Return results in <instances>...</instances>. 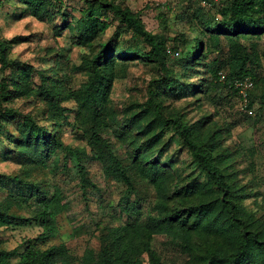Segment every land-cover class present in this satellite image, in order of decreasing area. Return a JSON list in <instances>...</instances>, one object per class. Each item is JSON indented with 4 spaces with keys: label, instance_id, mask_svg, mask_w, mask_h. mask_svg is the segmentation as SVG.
<instances>
[{
    "label": "rangeland",
    "instance_id": "1",
    "mask_svg": "<svg viewBox=\"0 0 264 264\" xmlns=\"http://www.w3.org/2000/svg\"><path fill=\"white\" fill-rule=\"evenodd\" d=\"M4 1L0 6V39L11 41L6 51L9 61L32 67L30 81L33 92L0 101L1 110L17 111L14 118L0 128V174L8 178V182L0 187V208L9 215L34 218L35 198L22 202L20 196L39 188L49 196L58 197L64 210L56 217L57 232L45 241H36L41 232L36 220L23 226L12 223L0 225V249L17 248L21 251L28 241L41 250L63 243L68 247L72 258L76 259L74 264H82L80 259L87 249L92 255L90 263L96 264L103 246L110 245L114 249L121 246L122 249L134 250L132 252L138 254L144 264H152L140 241L120 235L125 225L134 219L136 221V217L142 221L147 216L156 214L158 210L155 207L160 202L165 201L168 209H182L183 201L179 195H172L165 200L160 198L155 186L142 177L136 162L130 158L132 151L128 142L118 137L115 130L131 112L144 109L150 88L161 84L168 77V72L155 63L142 62L138 58L126 61L118 59L107 101L98 106L100 118L106 126H97V121L93 123L90 111L86 105L81 104L78 96L87 79L86 70L78 68L85 63L87 56L99 51L100 46L113 44L115 41L120 42L124 48L134 47L136 44L145 48L141 38L139 37L138 42L133 41L132 31L115 18L112 12L107 11V27L97 33L90 46L78 44L68 29L59 30L55 27L60 23L58 16L54 20L41 21L25 12L24 5L19 0ZM58 1L62 2V9L67 14L79 15L78 9L85 5V0H55L56 5L59 4ZM100 1L113 2L138 12L147 31L164 34L167 54L164 65L167 70H172L171 76L179 78L180 83L199 82L198 77L191 73L185 74L187 77L180 75L183 70L179 61L187 52L193 51L195 42L189 37L193 34L191 31L197 29L196 24H188L181 18L188 0ZM220 9L209 11L213 22L223 19ZM208 37L206 34L207 52L203 61L217 58L223 64H229L234 58L248 56L257 63L248 66L257 79L253 92V115L244 113L240 109L238 96L224 87L209 88L204 93L178 99L169 94H160L157 99L162 101L164 113L169 117L177 115L189 126L202 125L203 133L216 132L215 138L219 141L217 151L224 150L230 154L231 158L227 161H232V179L238 187H242V193L248 195L243 203L255 217L264 221V33L238 41L221 36V50L216 49ZM228 69L229 65H224L223 71L219 73L220 77L223 76L220 79H224ZM9 71V68H2L0 60V81L6 79ZM204 76L207 77L208 74ZM40 84L42 87L53 86L62 91L60 103L74 109L77 127L74 130L72 126L66 125L63 130V140L72 147L70 151L60 150L40 164H22L16 156L9 158L5 152L15 148V137H11L17 136L22 130L17 125L21 123V116L33 117L40 125L50 124L49 102L41 94L36 95ZM112 117L118 124H113ZM72 118L73 116L69 120L73 122ZM164 129L161 137L166 143L163 158L169 159L171 168L177 171L175 181L187 184L194 177L200 182L204 181L189 148L178 133L171 126ZM94 130L107 148L95 143L92 138ZM159 148L161 144L154 150ZM110 151L129 171L134 185L129 193L122 180L105 172L109 165ZM75 153H78L80 160ZM78 164L84 165L87 177L94 187L88 185L82 188ZM21 180L23 187L20 186ZM173 185V181L168 183L169 195L172 193L170 186ZM126 194L129 197L128 203H125ZM136 201L140 203V212L131 216L132 213L125 207H130V203ZM150 244L162 264H189L190 256L184 254L169 237L153 235Z\"/></svg>",
    "mask_w": 264,
    "mask_h": 264
},
{
    "label": "trees",
    "instance_id": "2",
    "mask_svg": "<svg viewBox=\"0 0 264 264\" xmlns=\"http://www.w3.org/2000/svg\"><path fill=\"white\" fill-rule=\"evenodd\" d=\"M19 1L24 5L25 12L38 17L41 21L54 20L58 16L60 23L55 27L59 30L68 29L78 44L91 45L97 33L107 27L108 11L132 31L133 41L138 42L140 37L146 46L143 48L136 44L134 47L124 48L118 41L102 45L99 51L87 56L85 63L78 68L86 70L87 75L78 96L81 104L86 105L90 111L93 123L97 121V126H106L100 118L98 106L107 101L114 66L118 59L126 61L138 58L142 62L155 63L168 72V77L163 79L161 84L150 88L144 109L131 112L115 131L118 137L128 142L132 151L130 158L136 162L142 177L155 186L160 198L165 200L172 195L176 197L179 195L183 201L182 209L179 207L168 209L167 203L162 201L155 207L158 210L156 214L147 216L142 221L136 217V221L134 219L125 225L120 236L140 241L152 264H162L150 244L151 237L156 234L167 236L174 241L184 254L190 256L189 264H264V221L255 217L243 203L248 195L242 193V187H238L232 179V161H227L231 158L230 154L224 150L217 151L219 141L215 138L216 132L203 133L202 125L189 126L177 115L169 117L164 113L162 101L157 99L160 94L163 96L169 94L178 99L217 87L227 88L238 96L233 81L239 77L249 76L253 80V88L249 91V106L253 109V92L257 86V79L248 66L257 63L251 57L234 58L229 64H223L217 58L209 61L202 59L207 52L206 34L215 48L221 50L219 46L221 36L238 41L264 33V0H223L211 6L202 5L201 0L186 2L187 7L183 8L185 10L181 18L188 24H196L197 29L192 30L193 34L189 37L195 42L193 51L187 52L179 61L183 70L180 75L187 77L185 74H193L198 77L197 84L185 81L180 83L179 78L171 76L172 70H167L164 65L167 58L164 34L147 31L139 13L132 9L109 1L85 0V5L78 9L79 15H74L67 14L65 9H62L61 1H58L57 5L55 0ZM4 2L0 0V6ZM217 8H221L220 14L223 15V19L213 22L209 11ZM10 42L0 39L2 68L10 69L6 79L0 81V101L33 92L30 81L33 69L29 65L9 61L6 51L10 47ZM224 65H229V71L225 73L224 79H220L219 73L223 71ZM205 74L208 76L205 77ZM38 94L49 102L50 124L40 125L33 117L21 116V123L17 125L22 130L17 136L10 135L11 138L15 137V148L5 152L9 158L16 156L22 164H40L60 150L72 149L63 140V130L66 125L72 126L75 130L76 112L61 105L62 91L53 86L42 87L40 84L36 91V95ZM15 113L17 111L14 109H0V128L9 123L8 120L14 118ZM71 116L73 122L69 120ZM112 121L113 124H118L114 117ZM166 126H171L189 148L204 181H198L197 177L192 178L187 184L175 181L177 171L171 168L169 159L163 158L166 143L161 137ZM92 138L95 143L107 148L95 130ZM159 144L161 148L154 150ZM75 155L80 160L78 153ZM108 160L106 174L122 180L126 185V192L129 193L134 189V185L127 167L111 151ZM77 167L82 188L88 185L94 187L87 177L84 165L78 164ZM171 181L174 185L170 186L172 193L169 195L168 183ZM7 182L8 178L0 174V187ZM20 186H24L22 180ZM33 198L36 205L34 218L9 215L0 208V225L12 223L23 226L28 225L31 220H36L41 227L36 241H45L57 232L56 217L64 210V205L60 203L58 197L49 196L39 188L28 195L20 196V201L27 202ZM124 198L125 203H128L127 194ZM125 208L133 216L140 212V203L131 202L130 207ZM132 251L134 250L122 249L121 246L114 249L110 245H105L98 254L96 264H144L142 258ZM83 256L80 259L82 264H92L89 249ZM74 260L76 259L72 258L68 247L63 243L41 250L28 241L21 251L17 248L0 249V264H74Z\"/></svg>",
    "mask_w": 264,
    "mask_h": 264
},
{
    "label": "built area",
    "instance_id": "3",
    "mask_svg": "<svg viewBox=\"0 0 264 264\" xmlns=\"http://www.w3.org/2000/svg\"><path fill=\"white\" fill-rule=\"evenodd\" d=\"M220 1L223 0H201V4L211 6ZM233 85L238 93L240 109L247 115H253V109L249 106V91L253 88V80L249 76L239 77L233 81Z\"/></svg>",
    "mask_w": 264,
    "mask_h": 264
}]
</instances>
